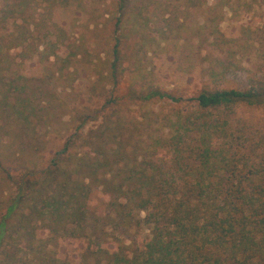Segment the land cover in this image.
Segmentation results:
<instances>
[{"label":"trees","instance_id":"1","mask_svg":"<svg viewBox=\"0 0 264 264\" xmlns=\"http://www.w3.org/2000/svg\"><path fill=\"white\" fill-rule=\"evenodd\" d=\"M26 1L30 7L39 3L23 0L21 9ZM205 1L117 0L115 44L103 74L109 85L101 101L90 99L91 106L82 103L69 127L54 133L62 141L58 146L55 141L50 161L40 168L35 158L47 153L46 144L38 139L33 123L37 111L46 107L31 106L33 100L26 95L35 78L12 68L15 57L22 58V52L14 53L24 54L39 31L33 22L28 25L30 21H22L24 28L19 25L13 15L24 11L18 12L16 5L0 7V41L11 36L16 26L24 29L9 47L0 42V135L8 134L11 140L10 145H0L6 152L0 151V264L10 249L17 262L25 264L28 253L64 239L86 242L80 264H264V131L233 120L242 106L264 107V79H252L246 90L223 87L226 74L242 70L245 54L250 59L253 46L252 35L228 37L221 28L226 9L239 21L264 0H238L236 5L217 0L209 7L218 16L211 34L228 51L223 60L208 58V82L180 93L176 85L163 88L148 83L151 71L143 69L154 46L161 49L188 27L186 22L178 28L159 23L178 21L181 12L188 14ZM75 2L42 0L39 15L53 20V10L71 8ZM11 18L16 21L12 31ZM53 26L60 37L55 35L53 42L45 36V51L50 52L49 60L63 58L60 62L68 68L78 55L72 53L65 29L54 22ZM206 26L199 27L200 36ZM258 44L264 47V36ZM60 45L57 53L54 49ZM132 45L135 48L128 51ZM127 62H133L136 77H130ZM127 78H133L127 92H119ZM141 80L148 86L138 90ZM127 103L141 107L142 122L128 116ZM160 103L172 107L171 116V111L166 115L149 109ZM91 123L98 125L86 131ZM130 124L134 130L121 134ZM139 148L142 156L137 155ZM129 152L136 154L134 159H129ZM115 165L119 169L115 177L125 173L120 181L108 179ZM99 186L109 189L100 191ZM90 215L94 221L88 225ZM133 224L148 235L136 240L130 256L122 245L111 251L108 244L121 242ZM43 230L46 238L39 237ZM46 264L73 263L54 257Z\"/></svg>","mask_w":264,"mask_h":264},{"label":"rangeland","instance_id":"2","mask_svg":"<svg viewBox=\"0 0 264 264\" xmlns=\"http://www.w3.org/2000/svg\"><path fill=\"white\" fill-rule=\"evenodd\" d=\"M35 1L37 2V0ZM38 1L42 4V0ZM226 1H231L234 5L238 2V0ZM21 2H23V0H0V7H4L5 3L16 5V8L20 9L18 12L24 11L22 14L15 13L13 15L14 19L19 22V25L24 28L22 21H30L28 25L30 26V23L33 22L32 25L38 27L39 31L34 33L36 38L31 42L34 43V45L30 43V47L26 50L24 49V54L21 50H17L14 53L17 54L22 52V58L16 56L12 68H19L21 71L24 70L25 73L29 75L28 77L35 78L33 83L29 82L28 87H30V89L27 91L26 95L33 100L31 106L46 107L45 110L37 111V116L34 118L33 123L34 128L38 130V139H41L43 145L44 143L46 144L47 153H39L35 158L40 168L42 165H47L50 161V153L56 143L55 141H57V146L60 145L58 140L62 141L61 136H56L54 133L56 131L62 133L64 128L69 127L66 126L67 123L74 119L76 108H78V106L80 108L82 103L91 106L90 99L101 101L102 98L99 97L103 93L104 87L109 85L107 80L103 77V74L108 70L109 58L112 57V48L115 44L114 29L117 21V0H77L71 8L63 9L61 6H58L55 11L53 10V20H49L48 15L44 18L39 15L40 5L38 2V4H33V6L30 7V1H26L22 9L20 8ZM207 3L208 0L204 2V6L189 10L188 14L181 12L178 21L172 19L166 23H159L166 27L169 24L172 27L178 28L181 23L186 22L188 27L183 30L181 29V35L175 36L171 39L170 43H165L161 46V49L154 46V53L146 56L147 62L143 61V69L147 67V69L151 71V75L148 76L147 79L148 83H153L163 88L176 85L181 93L184 90L189 91L195 88V86H200L201 82H208V70H206L209 69L207 65L210 64L208 58L210 57L212 62L217 59L223 60L228 49H222L218 40L211 34V31H214L213 25L216 23L218 16L214 11L210 10L209 7L217 4V0H210L209 4ZM170 11H173V8H171ZM219 15L221 14L219 13ZM223 15L221 28L226 36L241 38L244 36L243 33L245 32L246 34L252 35L250 39V43L253 46L252 56L248 59L246 58L247 54H245L242 70L229 72L226 74V80L223 82L224 88L246 90L251 86L252 79L261 77L264 79V52L262 51L264 47L258 44V39L260 40L264 36V3L262 5L258 4L250 15H244L243 19L239 21L232 18L233 15L229 9H226ZM14 19L11 18L8 20L10 31H12V27H15L13 25H16ZM53 22L56 23L57 27L61 26V28L65 29V39L67 38L69 40L71 50L73 51L72 53H77L79 64L76 63L78 61L73 60L68 64V68H64L60 62L63 58L59 57V60L56 61V58L51 55V60H49L50 52L45 51V46L48 42L45 41L44 37L47 36L49 40L53 42L57 40L56 36L60 37L57 30H55L56 27L53 26ZM206 23H208V26H206L208 29L206 28L207 30H204L203 36H200L199 27ZM159 24L157 23V25ZM247 25H251L253 29L247 31V29H245ZM2 27L3 26H0V29ZM156 28L157 26H155V29ZM21 31L24 32V29L20 27L18 29L16 26L15 31L11 32V36L2 37V41H0L1 44L5 47H9V45L14 43L13 41L21 35ZM134 41L135 38L129 42L130 44H134ZM133 48H135V46L132 45L126 49L130 51ZM60 49L61 45L57 46L54 51L59 53ZM136 50H140V47ZM242 52L245 53V50H242ZM259 53L262 55L259 56ZM131 55H133V52H130V56ZM140 59H144L143 53H140ZM130 63L131 64L127 62L126 64V67L130 68V77H136L138 74L136 67L133 66V62ZM215 66L217 70L218 65L216 63ZM191 71L193 72L192 74H190ZM132 81L133 78H127L121 83L119 92H127L128 85L130 82L132 83ZM147 86L148 85L141 80L135 88L143 90ZM61 101L63 103L62 106L59 105ZM124 107H127L128 116L137 119L139 122L143 121V110L139 105L127 103ZM184 108L185 106L183 105L182 109ZM149 109L157 110V113L162 112L168 115L172 107L168 104L160 103L150 106ZM171 114L172 111L169 116H171ZM233 120L234 123L241 121L254 129L264 131V107L242 106ZM97 125L98 123L96 125L94 123L89 124L86 131L97 127ZM126 128L125 130L122 129L121 134L125 132L127 134L129 130H134L131 124ZM136 133L139 134L138 131H136ZM65 135L67 134L65 133ZM31 136L33 137L32 134ZM56 137H58L57 140ZM8 140L11 142L8 134L0 135V145L2 147L4 145H10V143H7ZM37 142L38 141L35 143ZM109 144L112 146L113 142ZM93 148H96V144L93 145ZM11 149L15 150L16 147ZM3 150L5 149H0L1 154L6 153ZM127 155L129 159H134L136 156L133 152H129ZM137 155H143V150H141V148H139ZM114 157L118 158L120 155H114ZM114 157H111L112 160ZM120 165L124 166L123 163ZM117 170L119 169L115 165L113 167V173L108 174V179L120 181L125 173L122 172L119 177H115ZM99 174L103 175V171H100ZM90 179L95 183L94 178ZM99 187L101 189L100 191L109 189L107 186ZM109 191H114V189L111 188ZM93 217L90 215V223L88 225L92 224L94 221L92 220L94 219ZM141 217L143 218V213ZM118 223H121V221ZM127 228L129 229L123 234L121 242H118V244L111 242L108 244V248L114 251L117 250L116 247L122 245L121 247H123L124 253L130 256L131 252L134 250L136 240H143V237L145 238L148 232L146 229H143L142 226L134 227V224ZM39 237L46 238L47 233L43 230V232L39 233ZM85 246V241L80 242L76 239L59 240L56 246H45L35 254L28 253L25 255V257L28 258L26 260L29 261L25 264H46L52 262L54 257H58L59 259L65 258L73 264H80L82 261L81 253ZM13 253L14 250L10 249L7 254H3L1 258L3 261L2 264H24L18 263ZM20 255L22 254L20 253Z\"/></svg>","mask_w":264,"mask_h":264}]
</instances>
